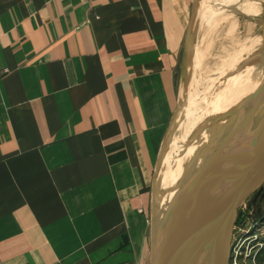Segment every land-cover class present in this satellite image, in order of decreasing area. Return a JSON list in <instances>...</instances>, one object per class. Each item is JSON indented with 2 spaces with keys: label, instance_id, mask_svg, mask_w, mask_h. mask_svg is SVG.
Wrapping results in <instances>:
<instances>
[{
  "label": "crops",
  "instance_id": "obj_1",
  "mask_svg": "<svg viewBox=\"0 0 264 264\" xmlns=\"http://www.w3.org/2000/svg\"><path fill=\"white\" fill-rule=\"evenodd\" d=\"M192 9L0 0V264H152Z\"/></svg>",
  "mask_w": 264,
  "mask_h": 264
},
{
  "label": "water",
  "instance_id": "obj_2",
  "mask_svg": "<svg viewBox=\"0 0 264 264\" xmlns=\"http://www.w3.org/2000/svg\"><path fill=\"white\" fill-rule=\"evenodd\" d=\"M191 27L192 19L186 54L193 40ZM262 82L254 100L243 110L240 125L212 133L213 139L221 132L224 135L235 133L237 142L249 130L245 122L250 124L252 120L256 130L248 138V146L240 157L213 158L191 175L193 179L184 199L167 217L160 238L153 243L152 264H228L239 211L264 185V80Z\"/></svg>",
  "mask_w": 264,
  "mask_h": 264
},
{
  "label": "rangeland",
  "instance_id": "obj_3",
  "mask_svg": "<svg viewBox=\"0 0 264 264\" xmlns=\"http://www.w3.org/2000/svg\"><path fill=\"white\" fill-rule=\"evenodd\" d=\"M209 4L211 3L208 0H192V8H193L192 11L194 12L193 13L194 16L192 18L191 28L195 29L193 30L194 31L193 35L195 33V36H193V40H192L193 46L191 45V47L193 48H190L187 54H185L186 52L184 53L183 60L180 63L179 68H178L179 85H180V99H179L180 102H179L178 109L169 125V129H168L165 141L162 144L161 151H160L161 153H160L159 162H158V169H157V173L155 176V190H154V201H153V207H152V220H151L152 221L153 243H155L156 240L160 238V234L164 228L167 217L172 213L173 209L174 210L176 209L178 203L184 199V196L186 195V192L188 191L190 184L192 182L193 178H191V176L188 177V175L190 174L191 170L195 167L193 163L195 164L196 157L192 155L191 158H188L187 156L189 155L188 154L189 150L191 148L195 149V151L200 150L199 156L202 157V159H205L206 155L211 156V152H214V151L218 152L219 149H221V151L223 150V147L219 146L220 139L225 134V133H222L224 131L223 129H221L223 128L222 126L218 127L222 131L221 134H218L219 136L218 138L216 137L217 139L216 138L213 139L211 133L212 131H214V133L218 132L216 131L218 123H216L214 126L212 125L209 128L207 127V120L204 119L198 125L200 126L198 130H196L197 128L192 127L195 121L193 123V119L190 118L193 116V113H198L199 110L202 111L204 109L205 106H202L203 104L201 105L197 104L198 107H196L197 106L196 102L198 101L199 103V100L200 101L202 100L201 102L205 101L206 95H208L209 93L212 94L213 88L215 89L219 87V85L216 82L217 81L219 82L218 77L220 74H222V72H224V70L218 68L221 65L220 56L222 54H219L215 60L213 59L214 62L211 67L213 68L212 69L213 71L215 70L214 76H212L211 73L206 74L207 69H204V64H206V60H208L209 58V53H211L210 47H207V48L205 47L206 39L204 37V33L206 35V31L209 32L208 24L210 27H213L212 22H210L209 20L207 22L205 20V18L207 17L206 12L209 14L210 9H214L213 11H215L216 9L222 8L219 6L210 7ZM234 14L237 15L238 17L240 16L241 21H248V22L256 23V20H253L250 17L248 18L242 15H238L235 12ZM228 16L230 17L229 14ZM262 26H263L262 33H263V38H264V15L262 17ZM224 28H226V26H224ZM242 29L243 28L239 30L238 35H237L240 38H244L246 31H247V30L242 31ZM216 41H217L216 51H219L218 49L222 47V44H223L221 43V41H223V38L219 37L217 34ZM240 42L243 43V41H240ZM232 48L234 49L237 48L236 43L232 45ZM218 53H222V50L219 51ZM258 54L262 56H260V58H257L256 56ZM255 64L256 65L261 64L260 66L264 65V39H263L262 48L256 53L251 54L250 56L246 57L245 63L241 65L242 67L241 71L247 68L248 66L255 67ZM215 68H217L218 72L216 71ZM235 72L236 71H234L233 73ZM214 77L216 78L215 82H213ZM216 85L217 87H215ZM200 107L201 109H199ZM216 111H217L216 114H213V115L214 117H217V116L219 117L221 114L218 113V109ZM203 113L204 112H199L198 116L197 115H196L197 117L195 116L196 117L195 119L200 120L201 118H199V116L200 114H202L203 116ZM243 113L245 112L239 111V112H236L235 114L230 115V116L234 115L233 118H231V119H235V123L233 127H235L236 125L238 127L240 125L241 118L242 116H244ZM230 116H227V118ZM245 125L249 126L248 127L249 130L248 132H246V134H248V136L250 137L256 130V128L254 127L255 124L251 120L250 124H248V121H246ZM214 147H217V148L215 149ZM228 147L229 146H227L225 150H227ZM231 151L235 153V149L233 151V148H232ZM182 157H184V161H185L184 173L181 174L180 178L177 179L175 182L172 180L166 181L167 174L168 173L170 174L171 170L173 171L174 168L178 166L179 159ZM210 159L211 158H207L206 163H208ZM202 163L203 164H201L199 168H197L195 171H198L199 169H202V167L205 166L206 163H204V160ZM261 188H262L260 190L261 192L259 193V190H258L254 195H252L246 201L243 208L239 211V220L237 222L239 223V225L242 224L244 225L243 227H245L255 221L264 222V213H263L264 212V185ZM170 191L172 192L175 191V193L177 192L175 198L173 197L175 200L177 198V201L172 200L169 202L168 200V202H166V205H165L166 212L162 216V221H160L159 218L157 217V210L159 209V204L157 203V199H159V195L162 196L164 199L165 198L167 199L168 195H171V194H168ZM178 193H179V196H178ZM260 212H262L263 214L261 216H258ZM243 264H250V263L245 262Z\"/></svg>",
  "mask_w": 264,
  "mask_h": 264
},
{
  "label": "bare ground",
  "instance_id": "obj_4",
  "mask_svg": "<svg viewBox=\"0 0 264 264\" xmlns=\"http://www.w3.org/2000/svg\"><path fill=\"white\" fill-rule=\"evenodd\" d=\"M208 1L211 3L209 4L210 7L219 6L222 8L216 9L215 11H213L214 9H210L209 14L206 12L207 17L205 18V20L207 22L208 20L212 22L213 27H210L209 24L207 23L209 32L206 31V35L204 33V37L206 39L205 47L206 48L210 47L211 49V53H209V58L208 60H206L207 65L204 64V69H207L206 74L211 73L212 76H214L215 70L213 71L212 70L213 68L211 67L214 62L213 59L215 60L219 54H222L220 56L221 65L218 68L224 70V72H222V74L218 73L220 74L218 77L219 82L217 81L216 83L219 85V87H217L216 85L215 87L217 88L215 89L213 88L212 94L209 93L208 95H206L205 101L201 102L202 100L201 101L199 100V103L198 101L196 102V105L203 104L202 106H205L202 111L199 110V112H204L203 116L202 114H200L199 116V118L201 119L200 120L195 119L198 116L199 112L193 113V116L190 118L193 119V123L195 121L194 124L192 123L193 124L192 127L197 128L196 130H198V128L200 127L198 125L204 119L207 120V127L209 128L212 125L214 126L216 123H218L216 131H221L218 128L221 126L223 127L221 129L229 130L231 127H233L235 123V119H231L233 118L234 115L233 116L230 115L235 114L236 112L239 111H243L251 104L252 100H254L253 98L255 94L257 93L261 84L263 83L262 81L264 80L262 79L264 78V65L263 66H260L261 64L256 65L257 64L256 63L255 67L248 66L247 68L241 71L242 68L241 65L245 63L246 57L256 53L263 46L264 38L262 33L263 32L262 17L264 15V8H263L264 0H208ZM234 12L237 13L238 15H242L248 18L250 17L253 20H256V23L241 21L240 16L238 17L237 15L234 14ZM228 14L230 15V17L228 16ZM224 26H226V28H224ZM241 28H243L242 31L247 30L244 38H240L239 36H237ZM217 34L219 37L223 38V41H221V43H223L222 47L218 49L219 51L222 50V53H218L219 51H216ZM193 36H195V33ZM240 41H243V43H241ZM233 43L234 44L236 43L237 45L236 49L232 48V45H234ZM260 56L262 55L258 54L256 57L260 58ZM215 69L218 72L217 68ZM234 71L236 72L233 73ZM215 81L216 78L214 77L213 82ZM198 105L196 107H198ZM199 109H201V107ZM217 109H218V113L221 115L219 117L218 116L214 117L213 114H216ZM227 116L230 117L227 118ZM213 132L214 131H212V133ZM248 138H249L248 134L245 133L242 135L241 138H238L236 142L235 133L226 134L221 137L219 143V146L223 147V150L221 151V149H219L218 152L215 151L211 152V156L206 155L205 159H202V157L199 156L200 150L195 151V149L191 148L188 152L189 155L187 157L191 158L192 155H194L196 158L198 157L196 159L193 156L195 158V164L193 163L195 167L191 170V172L192 171L195 172V170L199 168V166L202 164L203 160L204 163H206L207 158H211L210 160H212L213 158H221L226 156L228 157L235 156L236 158L240 157L245 146L246 145L248 146L247 144L249 141ZM227 146H229L228 151H225V148ZM214 148L216 149L217 147ZM232 148L233 151L235 149V153L231 151ZM184 164H185L184 157H182L179 159L178 166L175 167L173 171L171 170L170 174L169 173L167 174L166 181L172 180L175 182L177 179H179L181 174H183L185 171ZM228 164H234V163H228ZM191 172L188 175V177H190L194 173ZM174 193L175 191L174 192L170 191L168 194L171 195H168L167 199L166 198L164 199L162 196L159 195V199H157V203L159 204V209L157 210V217L159 218L160 221H162V216L166 212L165 210L166 202H168V200L169 202L172 200L177 201V198L176 200L174 199L177 192L175 194Z\"/></svg>",
  "mask_w": 264,
  "mask_h": 264
},
{
  "label": "built area",
  "instance_id": "obj_5",
  "mask_svg": "<svg viewBox=\"0 0 264 264\" xmlns=\"http://www.w3.org/2000/svg\"><path fill=\"white\" fill-rule=\"evenodd\" d=\"M8 71L0 72V78ZM243 226L237 223L234 227L228 264H264V222L255 221Z\"/></svg>",
  "mask_w": 264,
  "mask_h": 264
},
{
  "label": "trees",
  "instance_id": "obj_6",
  "mask_svg": "<svg viewBox=\"0 0 264 264\" xmlns=\"http://www.w3.org/2000/svg\"><path fill=\"white\" fill-rule=\"evenodd\" d=\"M261 189H262V188L259 189V193L261 192V191H260ZM263 213H264V212H263ZM263 213L260 212V213L258 214V216H261Z\"/></svg>",
  "mask_w": 264,
  "mask_h": 264
}]
</instances>
